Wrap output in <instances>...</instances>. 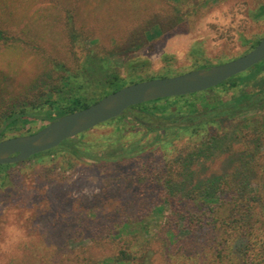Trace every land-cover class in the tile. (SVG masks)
Here are the masks:
<instances>
[{"label":"rangeland","instance_id":"rangeland-1","mask_svg":"<svg viewBox=\"0 0 264 264\" xmlns=\"http://www.w3.org/2000/svg\"><path fill=\"white\" fill-rule=\"evenodd\" d=\"M260 1L264 0H0V26L24 37L14 68L9 54L15 52L0 45V111L17 107L39 87L54 82L55 61L72 68L87 48L107 56L128 83L148 76H173L196 69V62L219 64L241 55L249 46L241 35L264 32V22L248 13ZM172 5L187 17L184 25L169 26L163 17L164 10L175 11ZM157 16L162 17L159 24ZM135 19L139 20L133 25ZM71 27L77 35L74 47L69 40ZM199 52L204 58L197 61ZM251 115L264 122L263 109ZM39 125L26 124L8 137ZM238 125V120H228L213 131L159 142L142 167L141 161L117 170L100 169L86 160L69 165L53 155L15 163L7 186L0 188V264H57L68 253L71 264L75 259L81 264L117 254L126 240L129 249L149 251L163 264L177 240L185 244L191 240L190 236L186 241L179 210L199 207L191 200L168 198L160 188L142 190L140 184L147 181L144 172L176 163L177 191L187 195L212 176L228 174L238 165L243 143L255 142L248 133L245 137L244 131H237ZM110 127L96 125L90 130L107 133ZM252 130L259 131V125ZM211 135L220 143L199 150V141ZM256 135L264 151V137ZM132 136L126 133V138ZM196 152L199 155L191 158ZM149 163V169L143 167ZM250 189L259 187L252 184ZM124 223L129 224L127 229ZM201 234L202 230L197 236Z\"/></svg>","mask_w":264,"mask_h":264},{"label":"trees","instance_id":"trees-1","mask_svg":"<svg viewBox=\"0 0 264 264\" xmlns=\"http://www.w3.org/2000/svg\"><path fill=\"white\" fill-rule=\"evenodd\" d=\"M2 6L5 7V4ZM172 7L175 11L168 13L164 10L163 17L167 18L169 26L175 23L184 25L187 17L177 6ZM248 13L252 19L264 22V1L257 2L248 9ZM160 18H154L156 24L160 23ZM138 20L135 19L133 25ZM163 23L167 24L166 21ZM16 33L0 26V45L8 52H15L9 54L13 68L17 65L18 47L24 44V37ZM263 33L252 37L241 35L243 43L249 44L241 55L252 49ZM69 40L71 47L77 45L73 27ZM85 51L81 61L75 58L76 64L72 68L65 62L55 61L53 71L57 75L54 82L39 87L17 107L9 106L0 111V139L26 124L40 122L37 129L19 135L33 133L55 118L83 109L128 83L107 56H98L90 48ZM199 53L197 61L204 58ZM196 65V69H200L214 64L196 62ZM154 77L131 79L129 83ZM262 109L264 111V60L207 90L132 105L121 115L99 124L111 126L107 133L95 134L87 130L27 160L53 155L58 157L60 163L69 165L74 161L86 160L100 169L117 170L130 162L141 161L142 167L147 163L145 160L151 158L155 149L160 147L159 142L167 144L183 134L194 136L207 129L213 131L214 127L228 120H238L236 130L240 133L244 131L245 137L248 133L256 142L257 132L264 137V122L248 114ZM256 124L259 131H251ZM126 133L133 136L126 138ZM255 142L249 143L247 140L243 143L244 149L238 153V165L228 174L212 176L184 196L177 191L180 188V171L176 163L152 170L149 169L150 163L143 166L149 170L143 174L147 181L140 184L142 190L146 186L153 192L160 188L168 198L174 196L181 201L191 200L199 207L197 210H179L181 214L183 212L186 241L190 236L191 240L186 244L185 240L179 243L177 240L176 247L165 255L163 264H264V151L258 147V140ZM219 143L217 136L211 135L201 139L198 148L202 150ZM198 152L192 154L191 158L197 157ZM14 165H0V188L7 186L9 172ZM252 184L259 189L251 190ZM140 223L144 229V222ZM127 227L129 224L124 223L123 228ZM201 230L203 234L198 237L197 233ZM129 248L126 240L117 254L90 258L81 264H160L152 258L151 252ZM66 255L61 256L59 264H71L69 258L72 254ZM74 264L80 263L75 259Z\"/></svg>","mask_w":264,"mask_h":264},{"label":"water","instance_id":"water-1","mask_svg":"<svg viewBox=\"0 0 264 264\" xmlns=\"http://www.w3.org/2000/svg\"><path fill=\"white\" fill-rule=\"evenodd\" d=\"M262 60L264 33L252 49L222 63L126 84L83 109L55 118L33 133L0 139V165L21 162L52 149L68 138L121 115L132 105L215 87Z\"/></svg>","mask_w":264,"mask_h":264}]
</instances>
